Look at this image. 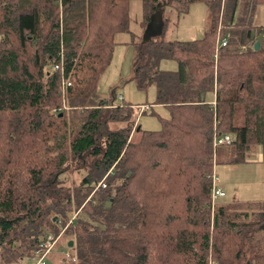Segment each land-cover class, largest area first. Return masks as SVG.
<instances>
[{
  "label": "trees",
  "instance_id": "1",
  "mask_svg": "<svg viewBox=\"0 0 264 264\" xmlns=\"http://www.w3.org/2000/svg\"><path fill=\"white\" fill-rule=\"evenodd\" d=\"M128 1L0 0V264L35 259L58 232L71 251L61 264H208V252L264 264V209L237 200L211 217L209 199L214 163L246 162L257 144L264 160V24L252 23L264 0H201L200 38L135 44L129 80L152 83L169 116L133 142V107L151 106L95 98ZM139 1L145 25L158 3L198 0ZM160 58L177 68L157 69ZM222 132L234 153L218 159Z\"/></svg>",
  "mask_w": 264,
  "mask_h": 264
},
{
  "label": "rangeland",
  "instance_id": "2",
  "mask_svg": "<svg viewBox=\"0 0 264 264\" xmlns=\"http://www.w3.org/2000/svg\"><path fill=\"white\" fill-rule=\"evenodd\" d=\"M128 3V31H120L114 34V47L109 63L99 74L100 76L98 77L95 88V98L108 99L117 104L120 99L113 98L112 100V94L120 93L125 101L132 102L135 106L146 103L151 106L149 109L141 112L137 107H133L131 117L136 119V125L139 129H158L160 128V120L155 114L162 117H168L169 115L164 105L153 103L155 87L152 83H149L145 86L144 90H141L136 88L132 79L129 80L132 62L135 58V44L142 42L146 33L153 39L157 37H161L164 40L200 38L209 23L208 7L206 2L201 0L164 6L160 13L163 23H159L157 20L158 17H156L144 25L140 23V1L129 0ZM253 13L252 23L264 24V3L256 5ZM156 68L164 70L176 69V59L160 58ZM211 97L212 95L208 93L207 98L209 99ZM57 107H61V105ZM57 107H52L50 111H57ZM123 124V121L108 122L110 128H118ZM139 135V131L133 130L130 140L132 142L136 141ZM260 148L257 144L254 146L253 151H247L245 154L246 162L231 164L218 161L213 164L214 166H211L210 170L212 171L213 169L217 177L215 184H220L225 192L223 196L215 198L214 200L211 199L209 194L211 217L214 207L220 204L227 203L225 205L230 206V210H237L240 208L236 205L237 200L246 202L247 204H244L246 207L251 206L254 209H264V160L258 159L261 155ZM233 153L234 151L229 145H220L217 149L216 156L218 159H225L231 157ZM69 175L75 181L78 180V175L75 172H71ZM259 234L256 235L258 238L261 237ZM66 238V235L63 237L61 234L57 238L49 254L44 257V261L47 264H61V258L62 260L66 259L65 252L67 250L71 255V251L65 247ZM207 256L208 264L214 263V259L209 252Z\"/></svg>",
  "mask_w": 264,
  "mask_h": 264
},
{
  "label": "built area",
  "instance_id": "3",
  "mask_svg": "<svg viewBox=\"0 0 264 264\" xmlns=\"http://www.w3.org/2000/svg\"><path fill=\"white\" fill-rule=\"evenodd\" d=\"M225 38L224 37H219L218 41L219 44L221 46L225 45ZM55 68H58V64H54ZM114 98V96H113ZM116 99H120L122 98V95L120 93H117ZM63 107H67L66 105H64L62 103ZM140 109H146L147 105L145 104H141L139 105ZM212 147L216 148L219 145H227L231 143V136L226 133V132H222V133H217V134H213L212 139ZM210 176V197L211 199H215V198H219L220 196H223L225 194L224 190L221 188V186L215 184V181L217 179L214 170L212 169V171L209 173ZM98 184H100L101 186H104V184L100 181ZM60 236V232H58V234H53V233H47L44 240L40 243L39 249L37 250V256L35 257V259H30V260H26L24 261L22 264H47V262L44 261V257L45 255L51 250L53 244L55 243V241L57 240V238ZM65 255L67 257H69V253H65ZM33 260V261H32Z\"/></svg>",
  "mask_w": 264,
  "mask_h": 264
},
{
  "label": "water",
  "instance_id": "4",
  "mask_svg": "<svg viewBox=\"0 0 264 264\" xmlns=\"http://www.w3.org/2000/svg\"><path fill=\"white\" fill-rule=\"evenodd\" d=\"M160 4L158 3L157 4V8H156V10L153 12V15L151 16L152 18H156V17H158V21H159V23H162L163 22V19H162V16H160V13L162 12V9H161V7L159 6ZM151 18V19H152ZM150 19V20H151ZM146 35H147V33H146ZM147 36H145L144 38H143V40L146 38ZM257 45H258V41H256L255 43H254V48L256 49L257 48ZM112 100H113V97H112ZM138 129V126H136L135 127V130H137ZM71 243H72V241L71 240H68L67 241V246H70L71 245Z\"/></svg>",
  "mask_w": 264,
  "mask_h": 264
},
{
  "label": "crops",
  "instance_id": "5",
  "mask_svg": "<svg viewBox=\"0 0 264 264\" xmlns=\"http://www.w3.org/2000/svg\"><path fill=\"white\" fill-rule=\"evenodd\" d=\"M261 24H262V23H261ZM258 159H259V160L261 159V155H260V157H259ZM258 159H257V160H258ZM254 160H256V159H254ZM259 160H258V161H259ZM213 166H214V165H213ZM212 168H213V167H212ZM219 185H220V184H219ZM219 185H218V186H219ZM220 186H221V185H220ZM221 188L223 189L222 186H221Z\"/></svg>",
  "mask_w": 264,
  "mask_h": 264
}]
</instances>
